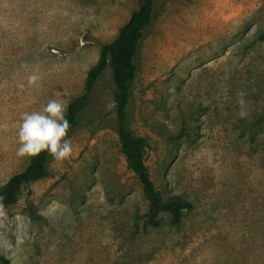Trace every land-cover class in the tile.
<instances>
[{"label":"rangeland","instance_id":"rangeland-1","mask_svg":"<svg viewBox=\"0 0 264 264\" xmlns=\"http://www.w3.org/2000/svg\"><path fill=\"white\" fill-rule=\"evenodd\" d=\"M155 4L129 126L148 141L156 188L191 209L179 226L166 213L145 224L147 201L116 132L79 128L66 138L69 158H51L49 176L0 204L10 264H264V0ZM138 5L0 0V187L31 158L17 156L23 115L80 94L99 43ZM105 114L114 116L110 94Z\"/></svg>","mask_w":264,"mask_h":264},{"label":"trees","instance_id":"trees-1","mask_svg":"<svg viewBox=\"0 0 264 264\" xmlns=\"http://www.w3.org/2000/svg\"><path fill=\"white\" fill-rule=\"evenodd\" d=\"M155 3L156 0H139L138 7L130 13L114 38L99 43V58L87 72L83 91L71 97L66 105L65 116L71 125L66 138L79 128H85L91 135L100 129H113L118 136L127 167L137 177L147 201L145 224L160 226V215L166 213L169 223L179 226L192 203L180 194L165 197L156 188L144 162L148 141L134 133L129 126L131 86L138 72L136 57L139 45L152 24ZM107 70H110L109 77ZM107 94L111 95L113 102L112 118L105 114ZM51 158L47 151L31 156L26 167L10 176L0 187V204L14 205L24 187L49 176L48 163ZM0 263L10 264L1 255Z\"/></svg>","mask_w":264,"mask_h":264},{"label":"clouds","instance_id":"clouds-1","mask_svg":"<svg viewBox=\"0 0 264 264\" xmlns=\"http://www.w3.org/2000/svg\"><path fill=\"white\" fill-rule=\"evenodd\" d=\"M38 79L36 75L30 76L29 84H35ZM65 112L66 105L52 99L42 112L25 113L18 132L20 147L17 156H36L42 151H47L56 161L69 158L72 146L65 138L71 125Z\"/></svg>","mask_w":264,"mask_h":264}]
</instances>
